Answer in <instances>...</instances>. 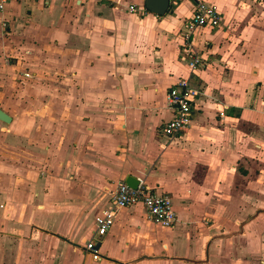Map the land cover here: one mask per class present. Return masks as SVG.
Listing matches in <instances>:
<instances>
[{
  "label": "crops",
  "instance_id": "crops-1",
  "mask_svg": "<svg viewBox=\"0 0 264 264\" xmlns=\"http://www.w3.org/2000/svg\"><path fill=\"white\" fill-rule=\"evenodd\" d=\"M200 1L222 19L192 34V73L179 35L195 0L164 15L144 0L6 1L0 264H264V0ZM186 76L192 121L167 141L165 95ZM127 176L168 196L175 223L124 207L84 252Z\"/></svg>",
  "mask_w": 264,
  "mask_h": 264
},
{
  "label": "built area",
  "instance_id": "built-area-1",
  "mask_svg": "<svg viewBox=\"0 0 264 264\" xmlns=\"http://www.w3.org/2000/svg\"><path fill=\"white\" fill-rule=\"evenodd\" d=\"M7 0H0V13ZM47 2V0H35ZM181 0H169V8L177 5ZM129 12L146 14L144 8L134 5L128 7ZM221 13L215 6L200 0H195L190 16L187 18L180 32L182 57L188 58L186 67L189 73L204 65L201 56L192 48L190 39L192 34L200 28H218L221 24ZM198 92L190 85V77H180L172 84L165 95V104L170 109L172 117L158 130L161 137L171 141L181 135L191 124ZM142 205L149 218L156 224L170 228L176 221V215L171 200L166 195H157L148 188L142 179L137 180L135 188L119 182L110 194L109 205L100 211L95 218V228L89 239L84 243L86 253H94L99 239L103 237L113 224L117 210L131 205ZM95 258H99L95 255Z\"/></svg>",
  "mask_w": 264,
  "mask_h": 264
},
{
  "label": "water",
  "instance_id": "water-1",
  "mask_svg": "<svg viewBox=\"0 0 264 264\" xmlns=\"http://www.w3.org/2000/svg\"><path fill=\"white\" fill-rule=\"evenodd\" d=\"M145 8L156 15H164L169 8V0H144ZM0 121L8 124L10 122V117L0 110ZM125 184L131 188H135L137 185V180L133 176H127L125 179Z\"/></svg>",
  "mask_w": 264,
  "mask_h": 264
},
{
  "label": "rangeland",
  "instance_id": "rangeland-1",
  "mask_svg": "<svg viewBox=\"0 0 264 264\" xmlns=\"http://www.w3.org/2000/svg\"><path fill=\"white\" fill-rule=\"evenodd\" d=\"M228 227H229V224H228Z\"/></svg>",
  "mask_w": 264,
  "mask_h": 264
}]
</instances>
